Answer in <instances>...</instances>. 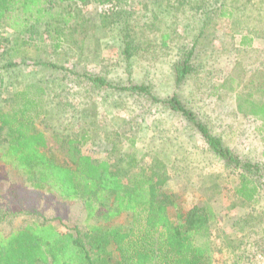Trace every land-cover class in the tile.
<instances>
[{
	"label": "rangeland",
	"instance_id": "rangeland-1",
	"mask_svg": "<svg viewBox=\"0 0 264 264\" xmlns=\"http://www.w3.org/2000/svg\"><path fill=\"white\" fill-rule=\"evenodd\" d=\"M200 1L185 0L184 7H180L178 0H128L127 4H107L104 11L95 4L55 2L53 11L72 16L70 21L75 29L67 34L71 43L53 48L55 43L40 25L36 27L29 45L21 44L23 53L10 52L13 59L24 58L26 63L5 74V86L0 87V108L12 104V89L23 82L44 88L45 112L37 128L49 135L70 137L85 131L81 150L95 161L106 158L110 147L107 139L112 142L127 129L136 136L137 155L145 161L150 160L155 149L165 151L167 157L180 153L175 168L167 163L165 186L182 211L201 203L211 209L214 218L210 223V264H250L257 253L264 251V198H260L259 204L239 198L234 191L236 178L218 157L207 151L204 139L179 114L154 108L146 114L141 128L132 130L124 121L136 119L140 110L131 99L92 95L81 77L84 73H98L124 83L142 80L157 94L171 95L175 87L170 64L182 45L198 34L201 21L193 8ZM118 9L131 10L127 25L134 43L139 45L128 67L120 58L122 23L113 21ZM217 13L211 14L192 74L177 92L233 151L263 162L264 128L252 108L244 103L239 108L237 94L248 98L249 93L258 95L264 89V4L254 3L247 8L242 4L236 20L219 17ZM247 28L252 29L254 38L251 46L241 49L240 37ZM11 39V30L0 31V52L11 45ZM30 59L54 63L57 68L37 67L30 64ZM31 88V92L36 90ZM121 137L126 139L124 148L135 149L126 136ZM161 137H170V144L166 140L158 145ZM50 141L46 150L53 151L56 159L65 163L62 151ZM177 142L186 145V155ZM259 182L264 188V168ZM168 210L171 216L176 215L172 205ZM45 220L59 231L77 227L84 232L94 218L86 219L83 201L66 200L51 191L34 189L23 173L0 160V232L8 234L29 222ZM129 221L130 216L123 213L107 225L127 229Z\"/></svg>",
	"mask_w": 264,
	"mask_h": 264
},
{
	"label": "trees",
	"instance_id": "trees-1",
	"mask_svg": "<svg viewBox=\"0 0 264 264\" xmlns=\"http://www.w3.org/2000/svg\"><path fill=\"white\" fill-rule=\"evenodd\" d=\"M55 2L95 4L104 11L107 4H127L128 0H0V31L11 30L12 35L11 45L0 52V87L5 86V74L10 69L26 63L24 58L13 59L10 52L23 53L21 44L29 45L31 34L39 25L55 43L53 48L71 43L67 34L73 31L72 16L53 11ZM254 3L264 4V0H201L194 6L201 25L197 36L182 45L170 64L175 91L169 96L157 94L142 80L130 79L124 83L98 73H84L81 77L92 95L104 99L120 95L131 99L141 111L138 119L124 121L132 130H139L146 114L154 108L179 114L204 139L207 151L218 157L236 178V195L247 203L259 204L260 198H264V188L259 182L264 161H253L233 151L177 92L194 70L193 61L206 35L211 14L218 12L219 17L235 19L242 4L247 8ZM184 5L185 0H178V6ZM113 15V21L122 23L120 58L128 67L132 55L139 50L127 25L131 10L118 9ZM253 38L252 29L247 28L240 37L239 47L251 46ZM5 54L9 55L8 59L3 58ZM30 64L57 68L54 63L31 59ZM23 84L13 87L12 104L9 102L8 107L0 108V132H3L0 160L23 173L34 189L51 191L66 200L83 201L86 219L94 220L87 223L84 232L77 227L59 231L46 220L29 222L8 234L0 232V264H210V223L214 218L211 209L201 203L182 211L165 186L167 163L175 168L180 153L167 157L165 151L155 149L150 160L145 161L137 155L136 136L127 129L125 133L119 132L116 140L107 139L110 147L106 158L95 161L81 150L85 131L78 137H70L49 135L37 128L45 112L44 88L31 85L36 89L31 92V86ZM249 94L248 98L237 94L241 101L239 108L244 104L252 108L251 112L264 128V89L258 95ZM121 136H126L135 149L124 148L126 139ZM50 140L62 151L65 163L56 159L53 151L46 150ZM166 140L161 137V143L157 144ZM170 140L169 137L167 144ZM154 144L157 147L156 140ZM176 145L182 154H187L185 144ZM261 156L264 160V145ZM170 205L176 209L175 216L169 213ZM123 213L130 216L127 229L107 225Z\"/></svg>",
	"mask_w": 264,
	"mask_h": 264
},
{
	"label": "built area",
	"instance_id": "built-area-1",
	"mask_svg": "<svg viewBox=\"0 0 264 264\" xmlns=\"http://www.w3.org/2000/svg\"><path fill=\"white\" fill-rule=\"evenodd\" d=\"M250 264H264V251L257 253Z\"/></svg>",
	"mask_w": 264,
	"mask_h": 264
}]
</instances>
